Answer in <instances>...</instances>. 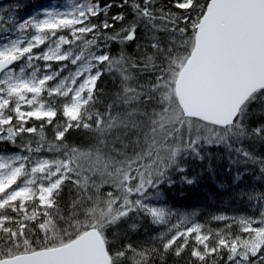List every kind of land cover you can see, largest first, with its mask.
Segmentation results:
<instances>
[{
  "label": "snow or ice",
  "instance_id": "6c2138e0",
  "mask_svg": "<svg viewBox=\"0 0 264 264\" xmlns=\"http://www.w3.org/2000/svg\"><path fill=\"white\" fill-rule=\"evenodd\" d=\"M24 7L0 6V264H264V0ZM205 174L241 208L168 205Z\"/></svg>",
  "mask_w": 264,
  "mask_h": 264
},
{
  "label": "trees",
  "instance_id": "16d2710c",
  "mask_svg": "<svg viewBox=\"0 0 264 264\" xmlns=\"http://www.w3.org/2000/svg\"><path fill=\"white\" fill-rule=\"evenodd\" d=\"M212 151L219 152V149H212ZM226 162H222L217 168V180L225 179L224 167ZM199 170L202 166H194ZM215 192V187L212 180L205 174L203 181L192 187H176L168 194V204L175 210H199L202 213L216 212L217 210H227L232 212L241 208L239 202L229 204L222 196L213 197L212 193ZM221 200H224L222 203ZM160 230V226H153L149 228L150 232Z\"/></svg>",
  "mask_w": 264,
  "mask_h": 264
},
{
  "label": "rangeland",
  "instance_id": "374dc122",
  "mask_svg": "<svg viewBox=\"0 0 264 264\" xmlns=\"http://www.w3.org/2000/svg\"><path fill=\"white\" fill-rule=\"evenodd\" d=\"M62 2H66V0H0V6L6 5L9 3H20L22 5H27V7L22 8L17 13V15L20 18H24L35 8H40V7H44V6H52L53 3L59 4ZM105 83L109 84V81L106 79ZM109 86H110V84H109ZM179 210L180 211H186L185 209H179ZM187 211H189V210H187Z\"/></svg>",
  "mask_w": 264,
  "mask_h": 264
}]
</instances>
